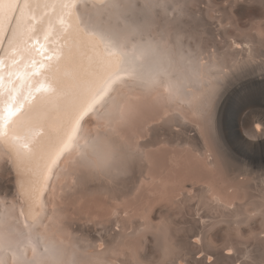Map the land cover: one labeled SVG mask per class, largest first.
Segmentation results:
<instances>
[{"label": "bare ground", "instance_id": "bare-ground-1", "mask_svg": "<svg viewBox=\"0 0 264 264\" xmlns=\"http://www.w3.org/2000/svg\"><path fill=\"white\" fill-rule=\"evenodd\" d=\"M29 3L37 16L44 15L53 21L54 29L59 23L63 28V32L53 38V44L57 47L67 45L70 49L56 71V80L68 91L52 97L41 111L34 112L26 106L0 126V162L13 176L14 194L9 202L0 197V264H141L139 260L143 257L139 259V253L137 259L135 247L144 245L148 241L146 234L150 235L148 232L154 228L158 231H151H157L155 235L151 234L155 241L152 242L159 247V256L164 258L162 261L172 260L169 255L173 254V248L177 251V245L168 250L172 245L169 240L166 242L169 235H164L168 230L166 232L163 227V233L160 226L145 218L146 200L140 196L144 186L160 184L162 189L169 181L164 176L168 168L160 165L161 154L151 150L150 140L139 141L142 134L134 120L141 106L154 101L160 103L156 107L158 117L176 110L183 115L182 119L185 118L184 123L177 114H170L165 119L166 124L176 130L172 140L175 150L167 157L172 167L180 162L188 166L191 162H199L198 165L211 168L215 174L207 143L211 137L217 149L242 164L238 165L240 169L264 185V53L261 52L262 39L254 38L259 34L257 31L230 36L224 39L221 49L211 46V52H206L197 39V42L188 41L189 34L187 39L183 36L188 29L182 34L183 26L182 32L172 26L174 20L177 23L181 19L183 9L177 5L178 0H29ZM29 3L18 0L16 7L13 0H0V13H4L8 5L7 14L0 22V58L8 65L7 68L0 65V75L5 77V94L11 87L7 81L8 72L15 71L11 62L23 51L31 32ZM37 3L41 5L39 8L35 7ZM230 3L242 16L246 13L245 7L250 6L249 26L254 29L263 26L264 0H231ZM170 11L175 18L168 16ZM159 15L163 20H158ZM259 61L263 63L257 64ZM232 100L236 101V110H233L234 118L229 120L225 110ZM150 109L147 108L149 112ZM184 111L188 114L182 113ZM186 119L194 123L191 124L196 127L193 133L190 129L186 131L189 123ZM228 135L235 137V143H231ZM37 142L48 149L47 157L28 155L21 147ZM174 145L180 148L176 149ZM50 161H53L51 171L46 175ZM133 165L139 170V182L134 180L132 187H122L126 189L123 193L131 190L132 196L122 197L112 207V227L97 233L85 228L83 232L80 229L82 234L69 230L64 212L55 203L58 191L65 193V189L72 188L71 180L75 179V184L84 181L85 185L88 180H96L97 189L118 192L114 180ZM206 189L212 193V199L222 204L225 199L222 190H214L211 186ZM225 195L232 199L235 190L230 189ZM228 202L224 203L230 205ZM119 203L123 204V209ZM248 203L252 205L249 213L243 208L238 209L239 204L238 208L228 206V215L224 209L227 222L245 223L251 230L253 223L250 220L259 216V227L264 232V196L261 204ZM214 206L217 208L216 204ZM136 216L139 219H135ZM199 232L184 236L183 241L179 238L183 242V246L181 243L177 246L182 248L181 252L178 250L180 258L173 254L172 258L176 259L171 264H200L201 257L196 259L194 256L197 251L194 244L201 242L203 233ZM135 239L136 246H133ZM142 248L145 249L138 247L139 250ZM226 249L224 253L215 252V257L230 260L233 256L230 254L235 252L232 246Z\"/></svg>", "mask_w": 264, "mask_h": 264}, {"label": "rangeland", "instance_id": "rangeland-1", "mask_svg": "<svg viewBox=\"0 0 264 264\" xmlns=\"http://www.w3.org/2000/svg\"><path fill=\"white\" fill-rule=\"evenodd\" d=\"M230 1L231 0H178L177 5L181 9H183L181 16L179 15L181 19L178 21L179 25L181 26L182 29L180 28V26L178 27V22L176 23V20H174V22L172 23V26L174 25V27L178 28L181 32H182L183 27H184V30H183L184 32L182 34H184L186 32V30L188 29L187 33H185V35H183V36L185 38L189 36L188 38L190 40L188 39V41H191V40L194 41L195 40L197 42V40H198L199 41L198 43L206 52H211V46H214V47L216 46V48L221 49L224 45V39L230 38V36L244 35V34H249L252 32L255 33L257 31L259 34H255L254 38L260 37L262 39V42H261L262 47H263L262 50L264 51V14L262 15V18H261L263 26L258 28V29H254V28H252V25L249 26L250 25L249 17L251 16L250 15L251 7L246 6L245 7L246 13L244 14V16H242L236 12L237 7L234 6V4L230 3ZM247 1H249V0H247ZM184 10L185 11L187 10L186 11L187 13L184 12ZM183 13H185V14H183ZM169 15H171V18H172V15L175 18L174 13H172L171 11L168 13V16ZM161 17L162 16L159 15L158 20L161 21V19H162ZM188 32H190V33H188ZM193 41L191 43H193ZM262 50H261V52L264 53ZM262 53H261V57L264 56V55L262 56ZM262 63H263L262 61H259L257 64H262ZM155 103H156V101H154V103L153 102L149 103L147 106H141L138 113H136V115H135L137 118H134V120L135 121L137 120L136 123L139 127L141 134H142V137H140L141 139L139 138V141L148 140V142H149V140H150L149 145L151 143V145H152V146L150 145L151 150L153 149L156 153H158V155L161 154L160 156H162V157L160 160V165L162 166L164 164L163 165V166H165L164 169L168 168V169H166L167 172H164L165 173L164 176H166L169 181H167V187L165 185L166 188L164 186H162V189H161L160 184H159L160 187L158 186V184H156L157 187L155 184H151V185L144 186L143 191L141 190L142 194L140 193V196L145 198V200H146L145 208L147 206L146 209L148 210L146 212L145 218L148 220L150 219L153 222V225L155 224V225H157V227L160 226V229H162L163 227H166L163 229L164 230L166 229L165 230L166 232L168 230L167 234L164 233L163 229H162V231H163L165 237L169 235L168 239L166 237V242L169 240L171 242L168 241V243H172V245H169L167 243L169 246L166 244V246H168L169 248H170V246L172 248L175 247L176 245L180 246V243L182 245L183 242H181L180 239H182V241H183L184 236L185 237L191 236V234H193V232L196 234L197 230H198V233H200L199 231H201V233L203 232L202 237H201V242H200L201 244L200 243H198L197 245L194 244V249L197 250L194 252L195 253L194 256L196 259H200V257H201L200 264H264V232H262L260 227H259V225H260L259 220H261V218L259 216H255L254 218H252L250 220L253 223V225H252L253 230L252 229L250 230L249 228H246L247 225L245 223H242L240 225H235V224L229 222L230 223L229 224L227 222L228 217L225 215V214H227V215L229 214L227 207L230 205L237 206V208H238L237 204H239L238 209L243 208L244 211H246V213H247V211L249 213L252 209V205L249 204L248 202H251V203L253 202V204L254 203L257 204V202H260V204H261V198L264 196V189H263L264 185L260 184V181L259 180L257 181L256 178H252L251 175L244 172L243 169H240L239 166H242V164H240L238 161L237 162L233 161L232 158L231 159L229 157L227 158V156L223 152H221L219 149H217L215 147L213 141L211 140V137H210V140L208 138L207 143H209V150L212 153V157L214 160L213 161L214 165H211V166H213V168H215L214 169L215 174L213 171H211V168L205 169V167L203 165H198V164H201L199 162L198 163L195 162L196 164L194 162H191V164L189 163V166L186 163L184 164V162L183 163L180 162L181 163L180 165L172 167V163H171V161H168L169 158H167V157H169V155L171 154L173 149L175 150V148H172L173 147V145H172L173 141L172 140H173V138L176 137V133H175L176 130L174 128H172L174 126H172L170 128V126L166 124V120H167L166 118L170 117L172 114H177L180 116L182 114L178 113V111H176V110L175 111L169 110L166 114H162V115H160L161 117L160 116L158 117L159 114H158V111L156 110V107H158L160 105V103L158 101L156 104ZM237 103H238V101H237ZM151 105H153V106H151ZM153 107H155L154 110L156 111V113H154V110H152ZM147 108L148 109L151 108L150 112H149V110H147ZM234 108L236 110V101L232 100L228 103L226 110H225V116H227V118H230L229 120H232V118H234V115H235V112L233 111ZM186 112L184 111L182 113H186ZM144 113H145V116H144ZM155 114H157V115H155ZM187 114H188V112H187ZM187 114L186 115L184 114V116H187ZM182 116L180 118L181 122H183L185 120V118L182 119L183 118ZM187 118H189V117H187ZM177 121L179 122L178 117H177ZM144 122H146V123L142 124ZM185 122L188 123L189 120L186 119ZM191 124L194 125V123L191 121L187 124V126L189 128L187 127L188 130H186V131H189V129H190V131L193 133V131H195L196 127L195 126L193 127ZM144 125H145V127H144ZM169 137H171V139ZM228 137H229V139L231 138L230 139L231 143H235V137L234 136L228 135ZM163 140L164 141L167 140V141L164 142ZM169 140H171V142H169ZM168 143H170V144H168ZM174 147H176V149L180 148V147H177L176 145H174ZM229 160H231V161H229ZM193 163H194V165H193ZM192 165L194 166L195 169L192 167ZM190 166H191V168H190ZM196 166H199V167L196 168ZM201 166H203L204 168L203 167L201 168ZM170 167H172V168H170ZM129 168H127V170H125L126 172L123 171L122 174L118 175L119 177L116 178V179H118V181L116 179L114 180L115 186L118 187V188L116 187L117 188L116 190L118 192L113 191L111 189L108 190V189H102L101 188L102 191L100 190V188L97 189L98 187L95 186L97 183L96 180H92V182H91V180H88L89 183H86V182H88V181H86L85 182L86 185H85L83 183L84 181L81 184L79 182L75 184V182H76L75 179L71 180V182L73 184L72 188H68V190L70 189L69 191L66 189L64 190V192L66 194L63 193V191H61V190L58 191L59 195L56 196L55 203H56V206L57 207L60 206L59 207V208H61L60 210L64 212L63 215L66 216L65 219H66V221L69 222V226H70L69 230L74 229L77 231L78 234H82L79 232L81 230L83 232V230L85 228L86 231H89L91 233H93V232L97 233L99 230L103 231L104 229H108V228L112 227L111 225L114 222V220H113V222H111V219H113V218H111L112 217L111 216L112 207L114 206L115 203L117 204L119 202V200L122 199V197H125V199H126L129 192H131V190H128L129 192L125 193L126 189H123V188H127V187L130 188V186L132 187L134 185V184H132V182H134V180H136V183H137L138 179L140 178V176H138L140 173H139V170L136 168V166L133 165ZM158 168H159V166H158ZM199 168H201V170ZM172 169H173V171H172ZM188 169H190V170H188ZM168 170H171V173L173 172L174 174L169 173L170 171H168ZM137 171L139 174L137 173ZM174 171H176V172H174ZM191 172H192V174H191ZM210 172H212L213 174ZM166 173H168L169 176H167ZM193 176L196 178H194ZM12 177L13 176L10 173V171L8 169H6L5 164L3 162H0V197L4 198V200L6 202H9L12 200V198H14L13 190L10 187V185L13 182ZM200 177H202V178H200ZM218 178H219V180H218ZM170 180H171V182H170ZM168 182H170V183H168ZM217 184L221 185V186H218ZM136 185L137 184H135V186ZM206 185L211 186L214 190H216V189L219 191L222 190L221 193L225 196V197H223L225 199L222 200L223 201L222 204H218L214 199H212V195H211L212 193H210L206 189L208 187ZM203 186L205 189L202 188ZM85 187H86V189H85ZM154 187H156L158 189L157 190L155 188L156 189L155 192H154ZM168 187L170 189V190L168 189L169 191L166 190ZM177 188H179V189H177ZM133 189H132V191H133ZM176 189H177V191H176ZM230 189L235 190V195L233 196L235 199L234 198L231 199V197H229V198L226 197L225 194H227V191H229ZM95 190H96V192H95ZM123 190L125 191L124 193L122 192ZM161 190L162 191L164 190L163 192H165V193L163 194V192ZM171 190H172V192H171ZM150 191H151V193L149 195L148 193ZM143 193H144L145 197L143 196ZM121 194H123V195H121ZM129 195H131V193ZM131 196H128L127 199L130 198L129 200H131ZM118 197H119V199H118ZM228 201L231 203L230 205L226 204ZM224 202H226V203H224ZM214 204H216L217 208L219 205V208H221V209H219V208L217 209L214 206ZM223 204H226V205H223ZM241 204H243V205H241ZM119 206H120V209H123V204L119 203ZM220 206H223V207H220ZM224 209H226L227 211H225ZM221 210H222V213H221ZM223 210L225 211V214L223 213L224 212ZM251 213H253V212H251ZM83 214H85V216ZM223 214H224V216H223ZM87 216H88V218H86ZM137 217H139V216H136L135 219H139ZM107 219H108V222H107ZM224 220H226V221H224ZM97 223H98V225H97ZM160 224L163 226L161 227ZM166 224H167V226H166ZM190 226H192V227H190ZM194 227H195V229H194ZM191 228L194 230L189 231ZM153 230L155 231L157 229L156 228L151 229L148 232V233H150V235L146 234L147 235L146 240H148L149 242L146 241L144 243V245H141L142 244L141 243L138 246L139 248L141 246H143L145 249L142 248V250H139L138 247H135L136 250L134 249L136 252V256L139 253L141 254L140 251H142V254L138 255L141 258H139L137 256V259L138 258L142 259V257H143L142 261L138 259L140 262H142L141 264H171L172 262L175 261L176 258H178V257L180 258V256H179L180 254L178 255V253L181 252L182 248L179 247L181 249H178V247L176 246L175 248H177V249H175V251L179 250L180 252L179 251L174 252V248L173 249L170 248L168 250L170 251L172 249L174 256L176 254L178 256L176 255L177 257L175 256L176 258L174 259V258H172V257H174L173 254L169 255L171 253L170 252L168 255L170 257L172 256L171 257L172 260L169 257H165V259L169 258V260H171L170 261L171 263L169 261H166V260L162 261V259H164V258L161 259V256H159L160 253L158 251L160 249L158 250L159 247L156 246V244L154 243L155 241L152 239L154 236L151 235V234L155 235L158 230L156 231V233L151 232ZM177 230H179V231H177ZM184 230L186 232H184ZM198 233H197V235H199ZM186 235H188V236H186ZM170 237H171V239H170ZM192 239H194V238H192ZM152 240L154 242H152ZM138 241L139 240H137V242ZM138 243H137V245H138ZM153 243H154L156 248L153 247ZM133 244L136 246V239H135V242H132V245ZM173 244H174V246H173ZM228 246H232V251L236 253V254L235 253L230 254V255H233V256H231L233 261L231 260V258L229 260V258H223L222 259V258L215 257V252L216 253H218V252L224 253L227 251L226 248H228ZM216 250H218V251H216ZM143 252H144L145 256H144ZM211 252L214 255H212ZM196 254H198V255H196ZM234 258H235V260H234ZM160 259H161L162 263L159 262ZM125 264H127V263H125ZM132 264H134V263H132Z\"/></svg>", "mask_w": 264, "mask_h": 264}, {"label": "snow or ice", "instance_id": "snow-or-ice-1", "mask_svg": "<svg viewBox=\"0 0 264 264\" xmlns=\"http://www.w3.org/2000/svg\"><path fill=\"white\" fill-rule=\"evenodd\" d=\"M13 6L18 7V0H13ZM40 6L39 3L35 5L36 8ZM32 8L33 5L30 4L28 17L31 32L23 51L11 62L15 71L8 72L7 81L11 87L6 89V94L3 86L5 77L0 75V126L9 118L18 115L26 106L31 111H41L52 97L64 95L68 91L56 80V71L66 51L70 49L67 45L57 47L53 44V38L63 32V28L59 23V27L54 29L51 19L44 15L37 16ZM7 9L8 5L5 6V12L0 13V22H3ZM12 16L15 18V13ZM3 60L4 58H0V65L7 68L8 65ZM21 147L27 150L28 155L39 154L41 158L49 155L48 149L40 142L31 146L22 144ZM52 162H49L45 170L46 175L51 171Z\"/></svg>", "mask_w": 264, "mask_h": 264}, {"label": "water", "instance_id": "water-1", "mask_svg": "<svg viewBox=\"0 0 264 264\" xmlns=\"http://www.w3.org/2000/svg\"><path fill=\"white\" fill-rule=\"evenodd\" d=\"M7 32H8V30H7ZM7 32L5 33V38H6V36H7ZM12 181H13V177H12ZM10 187L12 188L13 187V182H12V184L10 185ZM13 189V188H12Z\"/></svg>", "mask_w": 264, "mask_h": 264}]
</instances>
